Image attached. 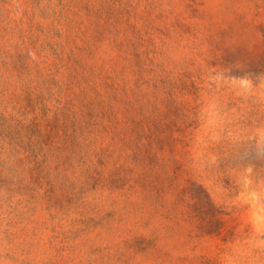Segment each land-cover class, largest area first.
I'll use <instances>...</instances> for the list:
<instances>
[{
    "label": "rangeland",
    "instance_id": "rangeland-1",
    "mask_svg": "<svg viewBox=\"0 0 264 264\" xmlns=\"http://www.w3.org/2000/svg\"><path fill=\"white\" fill-rule=\"evenodd\" d=\"M0 264H264V0H0Z\"/></svg>",
    "mask_w": 264,
    "mask_h": 264
}]
</instances>
